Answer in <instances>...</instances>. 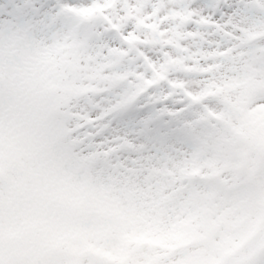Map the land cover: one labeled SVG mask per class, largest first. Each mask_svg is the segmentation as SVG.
<instances>
[{
  "label": "snow or ice",
  "instance_id": "obj_1",
  "mask_svg": "<svg viewBox=\"0 0 264 264\" xmlns=\"http://www.w3.org/2000/svg\"><path fill=\"white\" fill-rule=\"evenodd\" d=\"M0 264H264V0H0Z\"/></svg>",
  "mask_w": 264,
  "mask_h": 264
},
{
  "label": "rangeland",
  "instance_id": "obj_2",
  "mask_svg": "<svg viewBox=\"0 0 264 264\" xmlns=\"http://www.w3.org/2000/svg\"><path fill=\"white\" fill-rule=\"evenodd\" d=\"M164 13L161 12V15H163ZM166 26V24H165ZM22 240V234L18 231H13L10 236H9V241L10 243H12L13 245L17 244L18 242H20Z\"/></svg>",
  "mask_w": 264,
  "mask_h": 264
}]
</instances>
